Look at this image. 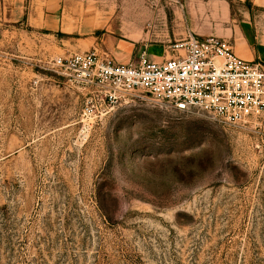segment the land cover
I'll use <instances>...</instances> for the list:
<instances>
[{"label":"rangeland","instance_id":"1","mask_svg":"<svg viewBox=\"0 0 264 264\" xmlns=\"http://www.w3.org/2000/svg\"><path fill=\"white\" fill-rule=\"evenodd\" d=\"M208 1L36 0L59 31L0 21V264H264V114L109 106L52 68L89 37L166 52ZM228 2L264 37V0Z\"/></svg>","mask_w":264,"mask_h":264},{"label":"built area","instance_id":"2","mask_svg":"<svg viewBox=\"0 0 264 264\" xmlns=\"http://www.w3.org/2000/svg\"><path fill=\"white\" fill-rule=\"evenodd\" d=\"M166 55L154 62L142 52L123 66L93 48L54 59L52 68L78 87L97 86L109 106L140 94L158 105L201 111L228 125L264 114V66L237 57L228 41L187 34L170 43Z\"/></svg>","mask_w":264,"mask_h":264},{"label":"crops","instance_id":"3","mask_svg":"<svg viewBox=\"0 0 264 264\" xmlns=\"http://www.w3.org/2000/svg\"><path fill=\"white\" fill-rule=\"evenodd\" d=\"M208 3L206 7L195 11L194 15L191 12L188 13L184 38L187 34H193L199 38L216 37L224 39L232 45L237 57L249 62H258L264 66V37L258 35L259 32L249 20V14L243 13L248 21L238 22L232 16L228 0H209ZM53 14L51 8L44 7V5L38 6L36 0H0V21L6 20L13 25H25L32 29L57 32L60 30V21ZM198 17H200L199 23L197 22ZM65 32L69 34V32ZM102 43L105 44V48L111 50V56L118 65H129L137 61L141 54L139 53L135 59L134 52L136 49L133 43L110 37L107 39L89 37L86 45L88 51L93 48L103 51L104 45ZM152 48L154 46L145 51L150 61L157 62L167 58L165 50L156 47L160 50V53L157 54L150 52Z\"/></svg>","mask_w":264,"mask_h":264}]
</instances>
